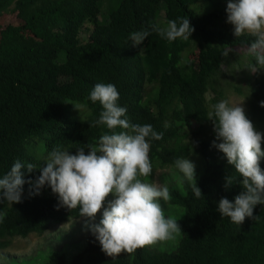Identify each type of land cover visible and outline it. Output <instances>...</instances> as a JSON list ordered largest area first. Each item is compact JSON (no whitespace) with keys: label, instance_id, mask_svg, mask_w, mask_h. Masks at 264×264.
Listing matches in <instances>:
<instances>
[{"label":"trees","instance_id":"obj_1","mask_svg":"<svg viewBox=\"0 0 264 264\" xmlns=\"http://www.w3.org/2000/svg\"><path fill=\"white\" fill-rule=\"evenodd\" d=\"M214 2L0 0V176L17 159L40 164L57 146L74 153L94 144L107 131L93 126L101 106L88 98L100 82L116 86L118 103L127 108L132 123L150 124L163 133L151 141L153 169L175 168L176 158L189 155L184 142L192 137V152L204 164L203 172L196 173L203 197L196 198L182 176L178 186L169 188L168 204L184 209L177 220L180 239L172 251L146 245L112 259L89 232L85 248L70 264H264V205H256L253 218L246 217L241 225L216 211L220 198L232 200L242 188L235 169L210 150L207 137L214 132L207 113L224 99L228 87L220 82L222 65L230 67L236 55L252 63L246 46L255 37H235L226 22V6L215 7ZM7 13L16 21L4 22ZM185 17L194 28L189 40L169 43L153 31L136 47L128 41L133 31ZM87 23L92 28L84 39ZM252 77L246 116L259 128L264 124V70ZM208 91L213 93L209 99ZM260 167L264 170V159ZM38 175L34 169L26 178ZM229 179L234 183L225 190ZM24 189L22 202L12 207L0 203V250L13 238L43 235L51 223L83 217L77 209L58 206L47 186L39 195H29L27 184ZM48 263L66 264L65 254L54 250Z\"/></svg>","mask_w":264,"mask_h":264},{"label":"clouds","instance_id":"obj_2","mask_svg":"<svg viewBox=\"0 0 264 264\" xmlns=\"http://www.w3.org/2000/svg\"><path fill=\"white\" fill-rule=\"evenodd\" d=\"M225 12L235 37L245 34L255 37L246 46V53L253 58L246 68L251 73L264 70V0H227ZM153 31L171 43L189 40L194 28L187 17L180 18L179 23L168 20L162 25L153 24L150 29L131 32L128 41L136 47ZM88 98L101 106L93 126H103L107 131L94 144L76 148L74 153L57 146L40 164L14 161L0 176V203L7 202L12 207L22 202L27 184L29 195H39L42 188L49 187L57 196L58 206L77 209L87 221H94L100 211L99 222L86 221V227L101 251L112 259L173 239L181 230L176 219L164 215L161 201L170 199L168 186L141 179L153 172L149 157L151 141L160 140L163 133L150 124L132 123L127 108L118 103L120 93L112 83L94 84ZM260 106L264 107V101ZM207 119L213 125L211 146L223 153L238 173L242 188L232 200L220 198L216 211L221 218L241 225L246 217L253 218L256 205H264V170L260 167L264 159L261 148L264 133L254 128L241 102L230 104L228 100H220L212 105ZM174 167L189 183L193 195L203 197L196 184L194 163L186 156L178 157ZM34 169L39 170V175L35 179L26 178V173ZM233 183L229 179L223 187L227 190ZM109 195L111 198L106 199ZM3 217L0 211V221Z\"/></svg>","mask_w":264,"mask_h":264},{"label":"rangeland","instance_id":"obj_3","mask_svg":"<svg viewBox=\"0 0 264 264\" xmlns=\"http://www.w3.org/2000/svg\"><path fill=\"white\" fill-rule=\"evenodd\" d=\"M226 2L227 0H215L214 6L225 7ZM104 5L106 6V4ZM106 16L107 14L104 13L100 20L105 19ZM3 21L14 22L16 21V18L12 13H7L4 16ZM230 27L232 28L231 24ZM91 28L92 26L89 23L85 24L81 33L82 38L86 39L88 37V30ZM235 52L239 53L238 50ZM235 57L236 60L230 63V67H226L227 65L224 64L221 67V74H223V76L221 77L220 82L222 85L228 84L227 89H225L223 100H228L230 104H238L241 102L246 114L250 98L249 85L252 83V76L254 73H251L246 68V66L250 63V60L238 57V55ZM190 58L193 59L192 55H190ZM191 64L193 65L194 63L191 62ZM235 85L241 89L240 94L236 92L234 87ZM212 94L213 93L211 91H208L207 99L211 98ZM193 129H197L196 124L193 125ZM255 129L264 133V124L260 125L259 128L256 127ZM194 138L195 137H192L193 140H188V143L186 144V142H184V144L188 147L189 155L187 158L194 163L196 174L197 172H203L204 164L202 160L192 152ZM207 139L211 143L214 137H207ZM261 148L264 149V139H262ZM210 150L214 154H218L226 160L223 153L219 152L214 147L210 148ZM181 176L182 174L179 173L176 168L168 166L153 169L152 174L149 177L144 178V180L146 182H157L162 185H167L168 188H170L179 185ZM108 198H111V196L109 195ZM161 203L166 218L171 217L176 220L183 218V208L169 205L168 201H161ZM99 220L100 211L97 212L94 221H87L86 217H81L70 220L66 223H51L43 235L31 234L26 238H13L10 241L9 247L4 250H0V264H49V257L56 249L61 250L65 254L66 264H70L73 257L82 252L85 248L87 234L90 232L86 227V221L88 223H98ZM179 239L180 233L177 232L173 239L158 242L157 244L151 246H155L156 248L164 251H172L179 242Z\"/></svg>","mask_w":264,"mask_h":264}]
</instances>
